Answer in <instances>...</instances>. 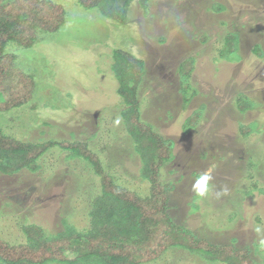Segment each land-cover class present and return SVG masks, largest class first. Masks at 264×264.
<instances>
[{
  "label": "rangeland",
  "instance_id": "374dc122",
  "mask_svg": "<svg viewBox=\"0 0 264 264\" xmlns=\"http://www.w3.org/2000/svg\"><path fill=\"white\" fill-rule=\"evenodd\" d=\"M53 1L64 8L65 24L30 49L9 46L16 65L32 73L35 94L0 113V128L26 142L86 144L116 183L146 195L149 183L140 179L142 163L122 123L113 74L115 53L132 54L145 64L137 95L141 121L174 143V158L159 173L174 188L170 216L211 246L247 247L263 264L264 234L254 229L264 227V0H147L145 14L133 0L124 24L75 0ZM217 5L224 10L215 11ZM234 32L238 52L222 55L237 61L222 64L223 39ZM188 57L195 59L189 81L198 94L184 107L192 92L179 90L178 68ZM240 93L259 106L239 113ZM201 106L202 119L189 131ZM241 124L250 127L248 137L241 136ZM68 155L55 146L38 159L37 170L0 175V239L27 244L23 229L33 225L48 239L88 228L100 178L88 162ZM205 172L215 187L200 199L191 188ZM197 256L170 248L146 264H223Z\"/></svg>",
  "mask_w": 264,
  "mask_h": 264
},
{
  "label": "trees",
  "instance_id": "16d2710c",
  "mask_svg": "<svg viewBox=\"0 0 264 264\" xmlns=\"http://www.w3.org/2000/svg\"><path fill=\"white\" fill-rule=\"evenodd\" d=\"M75 1L82 8L98 9L102 16L120 24L126 22L133 3V0ZM138 3L145 14L147 0H139ZM214 10L224 9L217 5ZM65 16L64 8L53 0H0V113L22 107L35 94L32 73L16 65L17 56L11 52L12 49L8 50L9 46H17L15 49L32 48L41 42L43 35L57 32L65 24ZM224 39L220 49V56L224 59L222 64H234L237 59L228 61L222 51L238 52V33H228ZM254 51L261 55L258 45ZM114 61L113 74L118 81L116 94L124 106L120 116L142 163L140 179L149 183L147 194L141 195L116 183L86 144L55 140L26 142L13 138L0 128V175H13L22 169L37 170L38 159L57 146L69 151L68 158L88 162L93 173L100 178L99 192L90 201L87 229L80 232L69 228L48 239L39 226L25 227L23 231L27 244L11 245L0 239V264H146L158 260L170 248L183 249L211 263L260 264L252 258V252L247 247L234 244L211 246L207 240L198 238L190 229L177 224L179 220L172 219L168 193L174 188L171 184L161 183L159 173L165 163L173 160L174 143L141 121L137 95L145 75L144 62L124 51H117ZM194 64L195 59L188 57L178 68L179 90L182 86L184 92H192L190 98L185 99L184 107L198 94L189 81ZM239 95V113L259 106L245 95ZM194 115L188 121L189 131L202 119L203 107H199L197 112L195 110ZM128 116L133 119L128 120ZM192 122L195 126H191ZM249 128L242 125L241 136L251 133ZM66 252L73 257L66 256Z\"/></svg>",
  "mask_w": 264,
  "mask_h": 264
},
{
  "label": "clouds",
  "instance_id": "9594fccd",
  "mask_svg": "<svg viewBox=\"0 0 264 264\" xmlns=\"http://www.w3.org/2000/svg\"><path fill=\"white\" fill-rule=\"evenodd\" d=\"M116 123H119V119L116 121ZM213 177L208 173H202L200 174L194 181V183L192 184V192L194 194L195 197L203 199L205 197H207L211 192H213L214 190V185H212L210 183V181H212ZM226 189H223L219 192H216V196L219 197L223 194H225ZM255 232L258 234H264V227L262 226H257L255 229ZM261 245L264 246V239H262L260 241Z\"/></svg>",
  "mask_w": 264,
  "mask_h": 264
}]
</instances>
